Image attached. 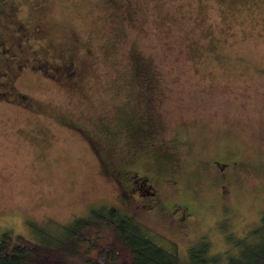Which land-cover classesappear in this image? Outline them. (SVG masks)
Instances as JSON below:
<instances>
[{
	"label": "rangeland",
	"instance_id": "1",
	"mask_svg": "<svg viewBox=\"0 0 264 264\" xmlns=\"http://www.w3.org/2000/svg\"><path fill=\"white\" fill-rule=\"evenodd\" d=\"M100 206L182 255L255 228L264 0H0V233Z\"/></svg>",
	"mask_w": 264,
	"mask_h": 264
},
{
	"label": "trees",
	"instance_id": "2",
	"mask_svg": "<svg viewBox=\"0 0 264 264\" xmlns=\"http://www.w3.org/2000/svg\"><path fill=\"white\" fill-rule=\"evenodd\" d=\"M109 171L122 174L121 183L135 173L115 166ZM70 219L34 226L28 237L1 232L0 264H264V212L231 252L211 253L208 241L200 238L185 255L174 241L116 206L93 207Z\"/></svg>",
	"mask_w": 264,
	"mask_h": 264
},
{
	"label": "flooded vegetation",
	"instance_id": "3",
	"mask_svg": "<svg viewBox=\"0 0 264 264\" xmlns=\"http://www.w3.org/2000/svg\"><path fill=\"white\" fill-rule=\"evenodd\" d=\"M25 65H23V67H24ZM116 174H118V173H115V175ZM129 179L132 181V183H133V185L135 184V183H141V184H143V183H145V181H144V179L143 178H141V180L139 181V182H136V180L135 179H133V177H132V175L129 177ZM144 181V182H143ZM147 183V182H146Z\"/></svg>",
	"mask_w": 264,
	"mask_h": 264
}]
</instances>
